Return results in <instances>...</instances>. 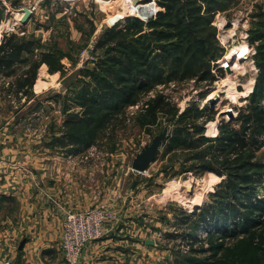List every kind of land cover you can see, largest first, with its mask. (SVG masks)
Masks as SVG:
<instances>
[{"label": "rangeland", "instance_id": "1", "mask_svg": "<svg viewBox=\"0 0 264 264\" xmlns=\"http://www.w3.org/2000/svg\"><path fill=\"white\" fill-rule=\"evenodd\" d=\"M37 1L39 13L36 20L48 28L46 32H30L40 38L42 48L48 47L62 55L63 69L50 72L47 65H43L33 86V94L28 98L5 96L0 81V179L6 184L4 187H11L10 182L18 171L20 173L12 186L16 183L20 186L21 179L42 178L48 160L55 162L62 157L69 165L76 161L84 163L92 168L84 173L87 175L86 184L81 186L85 187L88 199H91L89 207L103 204L114 208L120 215L116 221L129 215L136 219L138 226L126 236L137 241L138 246L117 244L118 239H123L116 237L120 233L114 236L113 248L104 244L106 247L102 252L111 249L121 259L125 258L119 264H189L192 257L198 259L196 264H264V247L253 242L243 229L227 235L223 227L218 226L222 221L226 223L228 209L224 207L228 202H235L238 195L222 199L219 192L227 188V174L202 171L197 167L199 160L194 158L196 153L201 152L210 155L213 150L211 144L216 141L196 143L193 148H179L168 154L164 153L165 141L146 173H138L131 167L136 155L164 128H168V135L174 134L176 128H182L191 140L197 139L200 136L197 132L201 131L202 136L211 140L220 134L223 123L240 127L238 114L241 109L249 112V107L257 103L252 96L260 88L259 80L264 72V36L256 38L260 32L264 33V0H231L225 2L226 5L222 0H177L173 21L181 20L182 24H187V35L193 40H204L210 50L207 57L209 63H197L195 68L200 73L211 70L216 79L213 82L196 78L172 79V72L189 70L194 63L189 57H181V62L176 63L174 56L162 54L155 59L153 73L156 75L159 72L160 75H156L152 83L165 82L156 85L154 95H145L138 107L129 106L122 113L121 122L109 123L99 132L95 144L79 152L72 151L74 147L71 145L63 146L56 139L63 135L64 119L80 115L82 107L77 95L84 86L99 88L101 76L111 78L109 70L114 66L108 58L120 53L97 49V42L113 18L123 20L137 16L145 21L144 26L149 30L146 22L164 8L158 0H140L137 3L134 0H76L72 1L71 8L65 0H49L47 4L45 0ZM46 5L60 16L50 18ZM138 5L150 7L151 15L145 17L132 7ZM41 7L45 11H41ZM20 8L22 6L11 7L9 12L6 10L9 14L0 23L1 36L7 31H21L24 24L18 21ZM63 13L66 15L63 16ZM149 38L154 37L149 35ZM243 43L248 48L243 65L234 64L231 70L221 68L220 65L225 64V56ZM158 52L159 49L155 48L153 55ZM211 55H215L216 59L212 60ZM34 57L30 55V58ZM232 91L236 92V98L232 96ZM157 94L168 96L175 110L170 114L157 113L158 120L154 125L146 121L141 124V116L149 112ZM211 94L215 97L210 98V103L208 98ZM261 104L264 109V99ZM191 106L206 108V115L198 119L192 117L193 113L183 115ZM261 140L264 142V134ZM256 156L264 161V143L256 150ZM12 165L14 168L11 170ZM94 195L98 198L96 202ZM253 198L264 199V177L257 185ZM205 209L209 212L207 221L213 219L212 213H222V221L216 218L215 224L205 223L201 230L195 231L193 228L198 214ZM239 211L244 210L239 208ZM239 219L241 216L230 218L229 226H234ZM63 221L64 218L59 238ZM107 232L99 240V245ZM211 232H214L213 237H210ZM256 232L260 237L263 231L258 229ZM194 248L201 250L193 252ZM88 258L86 251L82 261L86 263Z\"/></svg>", "mask_w": 264, "mask_h": 264}, {"label": "trees", "instance_id": "2", "mask_svg": "<svg viewBox=\"0 0 264 264\" xmlns=\"http://www.w3.org/2000/svg\"><path fill=\"white\" fill-rule=\"evenodd\" d=\"M225 2L231 0H222ZM49 0H45L48 3ZM164 10H160L153 18L146 22L148 29L144 26L141 18L126 17L118 20L108 26L103 37L97 42V49H109L118 51L120 55H111L108 60L114 68L109 70L111 78L101 76L99 88L84 86L83 91L77 95L78 102L82 110L79 116H68L62 124L63 135L57 138L56 142L63 146L71 145L72 151H84L96 142V137L100 131L107 127L109 123L121 122L122 113L132 105L138 104L145 95L153 91L157 84L165 81H152L156 78L153 73L155 68V59L157 57L169 55L174 56L176 63L181 62V57H189L194 65L189 70H177L172 72V79L186 80L199 79L213 82L216 76L211 70H205L200 73L195 68L197 63H209V47L204 40H193L189 37L188 25L182 24L181 20L173 21V12L177 0H158ZM20 5H15L18 8ZM64 8V6H62ZM201 8V7H200ZM209 10V9H208ZM214 10V9H213ZM57 15L52 12L50 18ZM178 13L175 14L177 16ZM210 20H208L209 22ZM1 23V20H0ZM197 27V25H194ZM194 27V28H195ZM21 31H7L0 35V81H2V93L16 99L30 97L33 94V86L38 79L39 70L43 64H46L48 71H61L62 55L48 47L42 48L40 38H37L32 32L22 25ZM23 32V33H22ZM153 35L154 38H149ZM263 32H260L257 39H262ZM114 44L119 45L115 48ZM155 48L159 52L153 55ZM30 55H35L30 58ZM212 60L216 56L211 55ZM212 60L210 62H212ZM222 73L223 70H220ZM259 80L260 88L254 91L252 99L254 106L249 107V112L240 110L238 116L241 121L239 128L231 126V123H223L220 126V134L214 139H208L200 134L197 139L191 140L182 128H176L174 134L168 135L165 140V154L175 151L179 148H193L196 143L216 141L211 144L213 150L196 153L195 157L199 160L198 168L202 171L210 170L219 175L227 174V188L219 192V196L225 199L227 196H237L235 202H228L224 207L228 209L226 223L223 224L222 213L213 214L210 220L215 224V219L222 223L223 232L229 235L243 229L250 235L253 242H257L259 247H264V199L253 198L256 194V187L264 177V161L257 159L256 150L264 143L261 140L264 134V109L261 101L264 99V72ZM112 79V80H111ZM169 97L164 94H157L152 100L149 112L143 119L139 120L141 124L148 122L149 125L157 123V113H172L175 107L171 105ZM257 100V101H256ZM206 108L198 106L188 107L182 114L193 113V118H201L206 115ZM66 138V139H65ZM61 145V146H62ZM243 209V212L239 211ZM230 210V211H229ZM209 212L203 210L198 214L194 223V230L198 231L207 221ZM211 213V212H210ZM232 215V216H231ZM241 216L234 226H229V219ZM224 219V218H223ZM207 221V222H206ZM209 222V223H210ZM262 230L260 237L256 230ZM214 232L210 233V237ZM259 237V240L257 239ZM200 248H194L193 252H199ZM195 257L189 259L191 263L196 264ZM189 263V264H191Z\"/></svg>", "mask_w": 264, "mask_h": 264}, {"label": "crops", "instance_id": "3", "mask_svg": "<svg viewBox=\"0 0 264 264\" xmlns=\"http://www.w3.org/2000/svg\"><path fill=\"white\" fill-rule=\"evenodd\" d=\"M65 1L69 3V8H71V4L76 0ZM38 3L37 0H34V2L32 0H0V20L3 22L7 18L9 14L7 11L9 12L11 7L14 9V4L20 5L22 8L36 4L31 19L24 26L29 33L32 30L33 32L39 31L38 33H41V31L46 32L48 27L36 20L39 13L36 9ZM46 9H48V15L51 16L53 10L48 8L47 5ZM41 11H45V8L41 7ZM23 14L24 12L20 11V17ZM62 15L65 16L66 13ZM56 16L60 15L57 13ZM116 20L118 19L113 18L110 25L114 24ZM1 135L2 132H0V158H2ZM76 162H72L70 165L66 164L62 157H59V160L55 162L48 160L42 178H37V180L32 177H29V180L21 179L25 184L20 182V186L17 183L16 186H12L17 174L20 173L19 171L10 182L9 186L11 187H4L6 184H3L0 179V258L2 261L10 259L11 264H66L59 245L62 220L70 211L89 207L90 204L88 203L91 201L90 198L88 199L87 190L81 186L86 184L87 175L85 176L84 173L87 174V171L89 172L92 168L84 163ZM13 168L14 165L10 169ZM15 169L18 170V167H15ZM1 170L2 162L0 161V173ZM94 199L96 202L98 198L94 195ZM124 217L125 219L117 220L115 226L108 230L100 245L97 242L88 246L87 254L90 258L86 260L87 264L123 263L125 258L122 257L121 259L115 251L110 249L107 252H102L106 247L104 244L114 246V236L118 233H120L118 234L120 236L116 237L123 239H118L117 244L127 247L129 245L134 247L138 244L137 241H132L133 238L130 240L126 236V233L138 226L136 219L134 220L135 217L131 215Z\"/></svg>", "mask_w": 264, "mask_h": 264}, {"label": "built area", "instance_id": "4", "mask_svg": "<svg viewBox=\"0 0 264 264\" xmlns=\"http://www.w3.org/2000/svg\"><path fill=\"white\" fill-rule=\"evenodd\" d=\"M35 6L32 5L30 8L35 9ZM21 9L20 11H22ZM18 21H20V17ZM217 63L219 64L220 61ZM221 65L220 67L225 69ZM149 94L154 95L153 91ZM138 106L139 103L130 107ZM118 216V211L103 204L67 213L60 236V248L66 264H85L82 258L85 256L88 246L99 242L104 233L115 226ZM0 264H11V260H0Z\"/></svg>", "mask_w": 264, "mask_h": 264}, {"label": "water", "instance_id": "5", "mask_svg": "<svg viewBox=\"0 0 264 264\" xmlns=\"http://www.w3.org/2000/svg\"><path fill=\"white\" fill-rule=\"evenodd\" d=\"M140 0H134L135 3L139 2ZM22 11L24 12L23 16L20 18L21 24H27L28 21L31 19L33 15V11L29 6H24L22 8ZM151 13H147L145 17H149ZM210 102H212V99H210ZM228 112H231V110H228ZM232 115V113H230ZM168 128H164L161 132H159L157 135H155L151 142L147 145H145L142 150L136 155L132 162V170L136 172H146L152 162L156 160L161 146L164 142V140L168 137ZM191 191L192 189L189 188ZM24 241L21 243V247L23 245Z\"/></svg>", "mask_w": 264, "mask_h": 264}, {"label": "bare ground", "instance_id": "6", "mask_svg": "<svg viewBox=\"0 0 264 264\" xmlns=\"http://www.w3.org/2000/svg\"><path fill=\"white\" fill-rule=\"evenodd\" d=\"M133 8H136L138 11H140V14H144L146 15L147 13H151L152 10H150L151 8L148 7V6H142V5H138V6H132ZM150 8V9H149ZM32 9V8H31ZM33 10V9H32ZM21 18V17H20ZM248 48H247V44L246 43H243L241 45H237L235 49H233L232 51H230L226 56L225 58L223 59V62L225 64H223L222 62V65L221 66H224L226 69L228 70H231L234 68V64H240V65H243V61L247 59V56L245 55L248 51ZM235 88V87H234ZM215 94V93H214ZM214 94H211V96L208 98V100L210 98H214L215 95ZM232 96L234 98H236V92L235 91H232ZM217 97V96H216ZM210 101V100H209ZM211 103V102H210ZM228 111V109H227ZM226 111V112H227ZM228 114V113H227ZM191 185L187 186V187H190Z\"/></svg>", "mask_w": 264, "mask_h": 264}]
</instances>
